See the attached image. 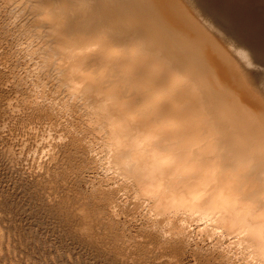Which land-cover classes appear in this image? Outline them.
Returning a JSON list of instances; mask_svg holds the SVG:
<instances>
[{
	"label": "bare ground",
	"instance_id": "bare-ground-1",
	"mask_svg": "<svg viewBox=\"0 0 264 264\" xmlns=\"http://www.w3.org/2000/svg\"><path fill=\"white\" fill-rule=\"evenodd\" d=\"M200 1L0 0V35L28 28L42 40L41 32L49 33L34 48L38 72H55L57 85L74 101L67 108L81 107L88 117L83 129L102 133L103 166L121 180L110 187L81 176L96 205L89 215L102 220L105 230L124 226L119 215L127 205L115 198L130 193L137 211L147 209L143 229L161 247L187 251L196 225L202 242L215 240L204 248L207 261L256 264L232 213L264 211V85L257 81L264 66L258 68V49L238 47L221 15ZM252 64L263 76L246 74ZM40 94L29 107L52 113L55 105ZM2 108L12 116L11 104ZM72 121L54 147L58 153L69 148L71 161L85 165L83 174L95 169L96 159L84 130ZM7 157H1L5 166Z\"/></svg>",
	"mask_w": 264,
	"mask_h": 264
},
{
	"label": "rangeland",
	"instance_id": "rangeland-1",
	"mask_svg": "<svg viewBox=\"0 0 264 264\" xmlns=\"http://www.w3.org/2000/svg\"><path fill=\"white\" fill-rule=\"evenodd\" d=\"M221 1L201 0L200 3L207 11H217L221 15L222 23L226 26L224 29L235 36L233 41L238 47L251 46L258 49L262 57L261 60L258 59L261 61L260 66L259 63L257 64L258 68L264 66L262 64L264 63V0ZM0 10L5 9L0 8ZM203 12L204 10L200 14L203 15ZM203 16L205 18V14ZM41 34L43 41L50 37L49 33L42 31ZM10 37L14 38L12 43L6 41L8 40L6 38ZM34 37V32H30L28 28L16 29L8 36L6 34V38L5 34L0 35V228L4 230V232L0 231V239H3L0 241V264H196V262L212 264V261H207L209 257L206 256L207 252L204 248H209L215 240L202 242V236L195 234L198 233L196 225L190 227L193 235L190 248L185 252H174L168 246L161 247L153 241L147 228L143 229L144 226L146 227L145 218L149 216L147 209L143 210L145 209L143 206L137 211L134 207L135 202L131 201L130 193L121 192L118 194L120 196L115 198L121 207L123 204L127 205L126 207L123 205V208L125 207L122 211L123 216L119 215V218L123 220V227L112 226V229L105 230L106 227L100 224L102 220L96 221V217L90 216L96 205L94 206L90 189L81 181V176L86 180L90 177V180L95 178L96 181L93 180L95 183L101 180L106 181L107 184L110 183V187H116L121 180L103 166L104 153H101L103 150L100 143L102 133L85 131L87 127L84 126V122L88 117L81 107L74 110L67 108L72 100H69L64 86H58L59 82L54 80L57 79L54 76L56 74H53L55 72L52 71V75L49 76L45 75L46 71L38 72L37 65L40 58L38 52L34 50L41 38ZM242 51L239 56L244 59L247 53L244 51L245 54H243ZM255 63H257L256 60ZM254 64L245 67V71L247 70L246 74L249 75L250 71L254 73L256 70L255 75L250 73L256 79L258 75L263 76L264 72L262 68L257 70V65ZM253 65L256 69L252 68ZM259 70L262 73H259ZM259 77L257 81L264 85V77ZM37 94H45L44 97L49 100L46 98L45 101L44 98L43 101L55 105L52 113L42 108L35 110L32 105L29 107L28 102ZM2 102L11 104L12 109L15 110H13L14 115L9 116L4 113ZM71 120L75 128L84 130L86 141L90 144L92 155L96 159L95 169L87 173L81 174L80 169L84 164L76 165V162L74 164V161H71L69 148L60 149L58 153L54 147L58 136L63 134L64 127L70 125ZM85 127L86 129H83ZM51 148H53L52 152ZM49 154L56 158V160L52 159L53 164ZM3 155L6 157L8 155L7 158H9L10 163L8 162L6 166L1 160ZM46 168L51 173L49 170L45 173ZM196 246V249L199 248L201 252L196 251Z\"/></svg>",
	"mask_w": 264,
	"mask_h": 264
},
{
	"label": "clouds",
	"instance_id": "clouds-1",
	"mask_svg": "<svg viewBox=\"0 0 264 264\" xmlns=\"http://www.w3.org/2000/svg\"><path fill=\"white\" fill-rule=\"evenodd\" d=\"M232 218L246 233V238L249 240L246 251L258 257L256 264H264V211L253 216L249 212L237 210L232 213ZM0 231L4 232L2 228Z\"/></svg>",
	"mask_w": 264,
	"mask_h": 264
}]
</instances>
